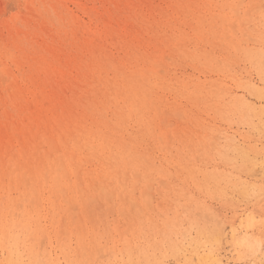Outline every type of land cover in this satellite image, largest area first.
<instances>
[{
    "label": "rangeland",
    "instance_id": "rangeland-1",
    "mask_svg": "<svg viewBox=\"0 0 264 264\" xmlns=\"http://www.w3.org/2000/svg\"><path fill=\"white\" fill-rule=\"evenodd\" d=\"M0 264H264V0H0Z\"/></svg>",
    "mask_w": 264,
    "mask_h": 264
},
{
    "label": "bare ground",
    "instance_id": "bare-ground-1",
    "mask_svg": "<svg viewBox=\"0 0 264 264\" xmlns=\"http://www.w3.org/2000/svg\"><path fill=\"white\" fill-rule=\"evenodd\" d=\"M147 68V67H146ZM141 69V68H140ZM142 69H144V71H145V73L147 72L146 70H145V68H142ZM143 71V70H142ZM138 73V72H137ZM140 74V73H139ZM144 74V73H143ZM133 75V74H132ZM142 74H140V76H141ZM146 75H147V73H146ZM130 76V75H129ZM143 76V78H146L145 79V81H147V76L145 77V75H142ZM141 76V77H142ZM133 77H131L130 79H132ZM135 79H136V82H134V83H136V85H137V83H138V81L139 82H142V81H144L142 78V81H140V80H138L137 81V79H139V78H134V81H135ZM123 80H125V79H123ZM129 80V79H128ZM127 81V80H126ZM132 81V80H131ZM125 82V81H124ZM128 82V81H127ZM132 83V82H131ZM133 83V84H134ZM145 83V82H144ZM147 83V82H146ZM126 84V83H125ZM130 84V83H129ZM143 84V83H142ZM142 84H138V86L139 85H141V88L143 87L142 86ZM135 85V84H134ZM134 85H132L131 84V87L133 88L134 87ZM126 86V85H125ZM127 86H130V85H128L127 84ZM138 86H137V88H138ZM145 86V85H144ZM140 87V86H139ZM128 88V87H127ZM132 88H129L127 91H129V90H131L132 91ZM137 88H135V89H137ZM144 88V87H143ZM134 88H133V92H134V90H135ZM147 88H145V90L143 91V93L145 92V91H147L146 90ZM141 90V89H140ZM130 91V92H131ZM136 91H138L139 92V90L137 89V90H135V93H136ZM136 93V97L138 96L139 97V93ZM142 92V91H141ZM140 92V93H141ZM145 93H147V92H145ZM133 94V93H132ZM125 98H126V100H127V98H128V96L129 95H127V92L125 93ZM123 96V97H124ZM130 96H132V95H130ZM129 96V97H130ZM142 97V96H141ZM134 98V96L132 97V99L129 101L128 100V104H132V100H135V102L133 101V106H131L132 108H131V111L132 112H135V114H137V115H140V114H138V110H141L142 108H145V107H141V106H143L142 104H139V105H136V101H137V99H133ZM128 99H130V98H128ZM146 98H144V100H145ZM140 100V99H139ZM131 102V103H130ZM135 103V104H134ZM140 103H141V101H140ZM144 103H145V106H147V102L146 101H144ZM141 105V106H140ZM129 106V105H128ZM130 107V106H129ZM130 112V111H129ZM120 114V113H119ZM134 114V115H135ZM124 114L122 113V116H123ZM120 117H121V115H120ZM122 119H123V117H121ZM119 124H121V123H123L121 120H119V122H118ZM77 130V129H76ZM144 134V133H143ZM92 136V135H91ZM135 136V135H134ZM146 136V135H145ZM136 137V136H135ZM104 140V142H103V144H102V147H101V145L99 144V146L101 147V149H111V148H114V149H117V150H119V153L121 154V157L125 160V161H127V163H131V162H133V161H137V160H144V161H146V157L145 156H142L141 154H139L138 152H137V150L135 149V144H134V142L136 141L135 139L133 140L132 139V141L131 142H128V143H125L124 141H123V139L122 140H117L115 143L114 142H112L110 139H108V138H105V139H103ZM134 141V142H133ZM127 142V141H126ZM138 142V141H137ZM137 146V145H136ZM142 146V145H141ZM142 148V147H141ZM142 152V151H141ZM110 155V154H109ZM116 158V157H115ZM114 162V161H113ZM117 162V161H116ZM76 164V163H75ZM74 165V164H73ZM16 167H17V164H16ZM58 170V169H57ZM51 174H53V173H57L56 171H51L50 172ZM46 175H48L49 176V173H46L45 174V176ZM40 177L43 179L44 178V176H43V173L40 175ZM57 178V176H54V178ZM45 179H46V177H45ZM35 185H34V187H33V189L32 190H23V192L21 193V195L22 196H25V197H28V196H31L32 197V200L33 201H35L36 199H38L39 198V190H38V187H37V183H38V181H39V177L36 175L35 176ZM46 181H47V179H46ZM56 193H57V191H56Z\"/></svg>",
    "mask_w": 264,
    "mask_h": 264
}]
</instances>
